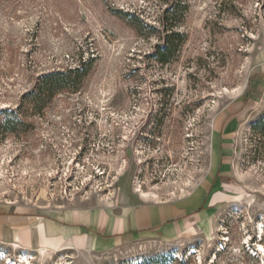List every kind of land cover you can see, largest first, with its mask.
<instances>
[{
	"label": "rangeland",
	"instance_id": "374dc122",
	"mask_svg": "<svg viewBox=\"0 0 264 264\" xmlns=\"http://www.w3.org/2000/svg\"><path fill=\"white\" fill-rule=\"evenodd\" d=\"M84 62L42 109L25 97ZM233 102L243 119L220 135ZM18 105L0 112V207L180 200L207 215L194 234L97 248L0 240V264H264V0H0V111Z\"/></svg>",
	"mask_w": 264,
	"mask_h": 264
},
{
	"label": "crops",
	"instance_id": "0c3cea01",
	"mask_svg": "<svg viewBox=\"0 0 264 264\" xmlns=\"http://www.w3.org/2000/svg\"><path fill=\"white\" fill-rule=\"evenodd\" d=\"M244 102H233L220 113L216 133L230 132L243 119ZM207 211L185 201H123L115 206L40 208L32 205L0 207V240L24 250L57 252L91 245L101 238L149 233L173 238L199 231ZM87 234L94 237L89 240ZM49 248V249H46Z\"/></svg>",
	"mask_w": 264,
	"mask_h": 264
},
{
	"label": "trees",
	"instance_id": "16d2710c",
	"mask_svg": "<svg viewBox=\"0 0 264 264\" xmlns=\"http://www.w3.org/2000/svg\"><path fill=\"white\" fill-rule=\"evenodd\" d=\"M167 13H170V10H168ZM174 35H180V33L173 32L168 33L166 43L159 44L157 46L156 51V58L161 62H168L170 61L174 56V45L173 41L171 40V37ZM87 63H82L79 67L69 70H54V71H48L41 73L37 81L34 85V87L27 91L25 94V97H31L34 101V104L37 108L42 109L45 105H47L53 97L60 91L66 90L68 88H77L79 87L80 83L75 82L73 85H71V75L73 73H79V76L86 74L88 71L87 69ZM82 77V76H81ZM76 79V76L74 77ZM80 78V77H79ZM22 105V104H21ZM18 105L15 108L8 109L3 108L1 109V113H12L17 116V113L22 109V106ZM23 121L21 119H17L14 126L8 127L10 123L5 125L4 128H7V130L15 132L17 131V125L22 124Z\"/></svg>",
	"mask_w": 264,
	"mask_h": 264
},
{
	"label": "bare ground",
	"instance_id": "6f19581e",
	"mask_svg": "<svg viewBox=\"0 0 264 264\" xmlns=\"http://www.w3.org/2000/svg\"><path fill=\"white\" fill-rule=\"evenodd\" d=\"M9 264H31L30 258L28 256H19L17 259L9 258L7 261Z\"/></svg>",
	"mask_w": 264,
	"mask_h": 264
}]
</instances>
